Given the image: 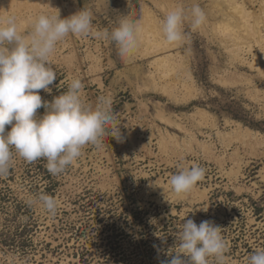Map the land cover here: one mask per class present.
<instances>
[{
	"label": "rangeland",
	"instance_id": "1",
	"mask_svg": "<svg viewBox=\"0 0 264 264\" xmlns=\"http://www.w3.org/2000/svg\"><path fill=\"white\" fill-rule=\"evenodd\" d=\"M193 4L205 13L195 29ZM181 7L185 40L169 44L162 22ZM82 8L92 13L93 31L110 33L121 19L135 22L138 49L122 58L114 41L69 34L50 57L57 74L51 91L39 94L51 102L79 78L87 104L111 101L123 139L105 135L99 146L83 149L58 176L55 215L31 205L38 221L34 249L23 255L0 247V264H100L97 215L111 205L126 216L149 210L158 228L211 221L227 241V264H247L264 250V0H132L131 6L128 0H0V17L14 16L26 34L41 13L64 18ZM23 160L13 150L14 180L8 172L0 187L7 183L28 202L42 192L23 183ZM194 164L205 169L204 178L177 197L170 177L179 165ZM73 223L81 233L69 228ZM178 232L169 246L178 245ZM81 244L93 259L77 256Z\"/></svg>",
	"mask_w": 264,
	"mask_h": 264
},
{
	"label": "clouds",
	"instance_id": "2",
	"mask_svg": "<svg viewBox=\"0 0 264 264\" xmlns=\"http://www.w3.org/2000/svg\"><path fill=\"white\" fill-rule=\"evenodd\" d=\"M128 4L131 6L132 0ZM190 15L193 29L204 22L205 13L198 4H193ZM185 18L182 7L165 16L162 32L169 44L185 40ZM31 25L25 34L18 30L14 16L0 17V176L10 170L13 150L29 163L46 159L48 172L56 175L79 158L87 145L99 146L105 135L118 142L123 139L111 101L101 97L95 107L87 104L82 98L83 83L79 78H73L68 90L51 102L43 101L39 92L51 91L49 85L54 83L57 74L50 57L58 42L69 34L114 41L120 56L125 58L138 49L139 26L121 19L110 33L93 31L92 13L85 8L64 18L59 12L41 13ZM41 107L46 111L37 116ZM7 125H11L9 131H6ZM178 167L169 183L171 191L181 197L204 178L205 169L195 164ZM154 185L158 186L155 182ZM28 203L42 207L51 215H55L58 207L57 200L45 193L30 198ZM221 229L208 220L197 225L187 219L176 236L178 251L161 264H209L210 258L214 264H227L228 244ZM247 264H264V250L255 251Z\"/></svg>",
	"mask_w": 264,
	"mask_h": 264
},
{
	"label": "trees",
	"instance_id": "3",
	"mask_svg": "<svg viewBox=\"0 0 264 264\" xmlns=\"http://www.w3.org/2000/svg\"><path fill=\"white\" fill-rule=\"evenodd\" d=\"M45 111V108H39L37 116H42ZM23 163L21 174L23 183L36 193L54 196L61 173L56 175L49 173L44 158L32 163L23 160ZM8 172L9 179L14 180V169L10 167ZM112 207L113 205L101 209L97 215V220L101 224L100 264H161V261L176 254L178 245L169 246L174 242V233L179 230L173 222H167L158 228L150 218L156 214L149 210H135L130 216H126ZM68 226L74 229L75 233H81V229H76L74 223ZM37 230L38 221L32 206L16 196L13 189L5 183L0 187V247L27 255L34 249L33 235ZM156 232H162L163 242L155 238ZM125 241L128 242L127 245ZM77 256L83 262L94 257L90 249L83 244L77 248Z\"/></svg>",
	"mask_w": 264,
	"mask_h": 264
},
{
	"label": "bare ground",
	"instance_id": "4",
	"mask_svg": "<svg viewBox=\"0 0 264 264\" xmlns=\"http://www.w3.org/2000/svg\"><path fill=\"white\" fill-rule=\"evenodd\" d=\"M152 19H153V18H152ZM153 22H155L154 19H153ZM155 32H156V31H155ZM190 77H191V76H190Z\"/></svg>",
	"mask_w": 264,
	"mask_h": 264
}]
</instances>
